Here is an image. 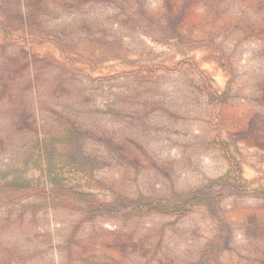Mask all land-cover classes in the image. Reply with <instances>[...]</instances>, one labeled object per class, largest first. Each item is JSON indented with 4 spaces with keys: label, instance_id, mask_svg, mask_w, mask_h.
Instances as JSON below:
<instances>
[{
    "label": "rangeland",
    "instance_id": "obj_1",
    "mask_svg": "<svg viewBox=\"0 0 264 264\" xmlns=\"http://www.w3.org/2000/svg\"><path fill=\"white\" fill-rule=\"evenodd\" d=\"M0 264H264V0H0Z\"/></svg>",
    "mask_w": 264,
    "mask_h": 264
}]
</instances>
